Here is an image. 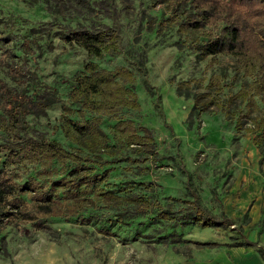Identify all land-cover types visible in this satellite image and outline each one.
<instances>
[{"label":"rangeland","instance_id":"rangeland-1","mask_svg":"<svg viewBox=\"0 0 264 264\" xmlns=\"http://www.w3.org/2000/svg\"><path fill=\"white\" fill-rule=\"evenodd\" d=\"M114 1L116 19L110 20L98 16L96 9L90 13L67 11L58 4V12L49 13L41 2L32 5L0 0V66L21 62V50L11 45L18 46L30 28L51 26L48 35L38 40L40 50L30 44L33 51L24 66L41 82L54 86L61 101L50 105L44 116L28 115L27 123L46 139L56 140L68 150L78 149L59 127L63 121L61 104H68L69 79L89 59L80 47L60 40L56 31L59 25H113L118 32V52L92 60L99 68L123 66L129 71L138 109L121 108L116 117L131 120L138 134L140 128L150 130L154 153L134 152L120 145L112 131L115 119L102 116L100 128L118 150L103 155L105 163L95 167L96 171L110 169L98 187L118 195L139 194L177 214L194 195L209 214H223L232 225L172 226L157 218L153 209L125 222H111L108 219L115 208L98 200L94 208L81 213L92 215L85 223L72 216L47 218L44 230L30 223L3 224L0 264H179L193 258L194 253L241 240L242 234L249 239L263 234L264 216L260 209L252 208L250 199L255 196L251 191L258 190L254 185L256 176L260 178L264 155L253 144V134L243 130L262 112L259 98L248 92L254 76L228 53L201 55L191 49L207 33L216 34L222 24L183 31L164 4ZM0 79L10 83L1 70ZM238 91L250 95V106L233 98ZM193 97L207 108L191 109ZM70 117L75 118L73 114ZM3 137L0 132V141ZM71 164L67 162L66 167ZM42 167L25 165L10 171L18 173L20 181L32 176L41 180L36 174ZM66 167L53 163L48 168H54L51 176L58 177ZM202 241L214 245H202Z\"/></svg>","mask_w":264,"mask_h":264},{"label":"trees","instance_id":"trees-1","mask_svg":"<svg viewBox=\"0 0 264 264\" xmlns=\"http://www.w3.org/2000/svg\"><path fill=\"white\" fill-rule=\"evenodd\" d=\"M22 1L32 5L41 2L49 13L58 12L59 4L67 11L90 13L96 9L101 18L116 19L114 0H54L57 6L50 0ZM152 1L153 4H164L173 16L172 21L183 31L222 24L216 34L207 33L205 39L193 43L191 49L201 55L228 53L240 62L245 72L254 76L248 92L259 98L262 112L251 121L250 127L243 130L254 134V144L261 146L264 152V0ZM58 27V38L68 45L80 47L89 59L69 79L68 104H61L63 121L59 127L78 149L68 150L58 141L46 139L26 121L28 115L44 116L50 105L61 101L54 86L41 82L33 70L24 66V60L33 51L30 44L34 43V48L40 50L38 40L47 36L51 29L48 24L32 27L19 39L18 46L11 45L21 50V62H5L3 67L0 66L2 74L10 82L0 79V132L4 134L0 141V227L23 222L44 230L47 228L45 219L72 216L85 223L92 215L81 216V213L94 208L98 200L115 208L108 219L111 222H125L153 209L157 218L167 220L172 226H231V219L209 214L194 195L183 212L177 214L169 206L149 202L139 194L118 195L110 189L98 187L110 169L96 171L95 167L105 163L103 155H112L118 150L100 128L102 116L115 119L112 131L119 144L131 151L154 153L153 138L150 130L140 128L141 134H138L131 120L116 117L121 108L138 109L135 93L130 87L129 71L123 66L108 70L99 68L92 60L118 52L116 28L103 22ZM113 76H118L119 80H113ZM249 96L238 91L233 98H240L245 101V106H250L252 100ZM197 106L207 108L206 104L200 105L193 97L191 109ZM72 114L75 118L70 117ZM67 162L72 164L66 167ZM53 163L65 165V173L52 177L54 168L48 167ZM36 164L43 166L36 174L41 180L32 176L20 181L18 173L10 171ZM232 244L253 245L245 238Z\"/></svg>","mask_w":264,"mask_h":264},{"label":"crops","instance_id":"crops-1","mask_svg":"<svg viewBox=\"0 0 264 264\" xmlns=\"http://www.w3.org/2000/svg\"><path fill=\"white\" fill-rule=\"evenodd\" d=\"M257 147H260L259 151L261 154L264 155V152L261 150V146H257ZM254 188L255 189L258 188V190L251 191V194L252 193L255 194L253 200H252V195L250 199L253 204L252 208H254V210L255 208L260 209L261 214L264 216V164L262 165L260 178L256 176ZM262 226H263V234L260 235L259 238L249 239L246 235L244 234L241 235V240L245 238L248 241L252 242L253 245L230 244L225 246L224 248H207L198 253H194L193 258L189 260L180 261L179 264H264V220ZM204 227H210V226H204ZM202 242H207V241H202ZM212 244L214 245L213 242ZM212 244H208V245H212Z\"/></svg>","mask_w":264,"mask_h":264}]
</instances>
